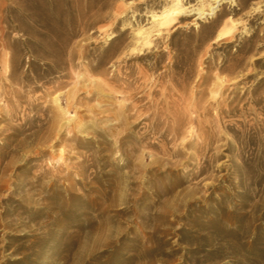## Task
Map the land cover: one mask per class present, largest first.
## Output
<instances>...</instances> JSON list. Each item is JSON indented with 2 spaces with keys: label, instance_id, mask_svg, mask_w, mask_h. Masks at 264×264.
Segmentation results:
<instances>
[{
  "label": "rangeland",
  "instance_id": "rangeland-1",
  "mask_svg": "<svg viewBox=\"0 0 264 264\" xmlns=\"http://www.w3.org/2000/svg\"><path fill=\"white\" fill-rule=\"evenodd\" d=\"M170 4L0 0V264H264V0Z\"/></svg>",
  "mask_w": 264,
  "mask_h": 264
},
{
  "label": "bare ground",
  "instance_id": "bare-ground-1",
  "mask_svg": "<svg viewBox=\"0 0 264 264\" xmlns=\"http://www.w3.org/2000/svg\"><path fill=\"white\" fill-rule=\"evenodd\" d=\"M224 1L225 0H212L208 9H205L203 6H186L184 0H171L170 6L158 13L156 12L149 15L151 27L142 28L137 33L138 42L136 52L138 55H143L145 50L153 48L154 37H159L175 27L185 16H194L195 19H203L207 16L214 15ZM235 32L236 27L221 28L217 34L216 40L220 41L232 38ZM162 136L163 135H161V137ZM177 154H181V151H178Z\"/></svg>",
  "mask_w": 264,
  "mask_h": 264
}]
</instances>
